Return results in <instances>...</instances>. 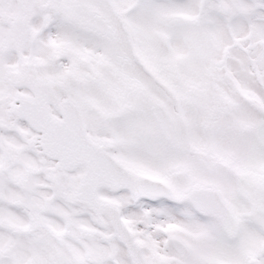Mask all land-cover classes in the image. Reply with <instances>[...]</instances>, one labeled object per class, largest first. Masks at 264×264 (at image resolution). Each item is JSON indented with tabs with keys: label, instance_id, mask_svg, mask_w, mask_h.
Segmentation results:
<instances>
[{
	"label": "snow or ice",
	"instance_id": "6c2138e0",
	"mask_svg": "<svg viewBox=\"0 0 264 264\" xmlns=\"http://www.w3.org/2000/svg\"><path fill=\"white\" fill-rule=\"evenodd\" d=\"M0 264H264V0H0Z\"/></svg>",
	"mask_w": 264,
	"mask_h": 264
}]
</instances>
